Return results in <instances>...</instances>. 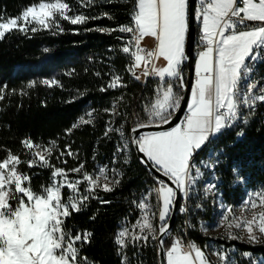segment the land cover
I'll use <instances>...</instances> for the list:
<instances>
[{"label":"snow or ice","instance_id":"6c2138e0","mask_svg":"<svg viewBox=\"0 0 264 264\" xmlns=\"http://www.w3.org/2000/svg\"><path fill=\"white\" fill-rule=\"evenodd\" d=\"M93 2L80 0V5L86 7ZM72 11L66 0H38L25 7L16 17L7 20L0 17V39L13 30L23 34L54 28L63 31L61 20L77 25L90 19L83 13L69 15ZM190 17L199 27L198 42L202 49L195 63L196 80L191 89L185 119L169 131L151 134H139L140 129L149 126V123H135L131 129V139L126 136L123 124L117 128L111 126L113 121H109L110 126L105 131L106 137L110 132L119 133L120 143L117 144L114 156L127 152L134 145L146 158L141 162H151L175 186L160 181V187L151 190L156 193L158 201V219L161 222L159 237L151 222V216L155 215L152 212L153 206L148 203L149 196L145 195L137 204L141 216L132 225L133 229L138 228L139 231L130 233L125 227L116 235L115 243L120 246L118 255L121 249L127 247L125 238L129 235L134 244L143 241L147 245L149 237L152 240L159 239L163 244L162 237L168 231L166 221L175 202L180 194L187 196L204 175L193 162L196 156L214 138L233 128L238 121L248 124L256 115L258 102L264 104V87H258L259 82L250 79L257 65L264 62V0H195L194 11H190L189 0H136L132 24L122 25L118 30L132 34L131 39L121 48L131 58V64L126 65L127 71L136 80L141 75H155L161 82L157 86L155 99L150 102V106L145 107L149 122L167 124L181 106L183 97L179 89L185 87L181 64L186 59L184 48L190 30ZM250 23L253 26H249ZM148 36L157 41L154 50L140 46L141 41ZM161 57L166 65L157 68L154 60ZM141 67L142 73L137 74L135 70ZM42 83L52 87L59 82L53 78ZM27 87H35V81H30ZM118 87L126 85L120 75L112 74L107 88ZM107 88L102 87L100 90L106 91ZM21 94H25L23 90ZM3 98V89H0V99ZM104 111L114 116L121 115L116 111L115 103L111 109ZM87 115L89 119L80 117L66 133L70 134L81 124L92 123V112ZM236 135L239 137L243 133L237 132ZM21 143L33 159L22 161L10 150L5 158L0 159V264H96L95 261H88L87 257H79L80 248L77 247L78 243L82 247L84 243L90 242L89 238L93 234L86 230L73 235L71 229L65 228V222L73 212H80L90 198L99 199L92 195L97 188L102 187L106 192L113 190L108 183L101 185L98 182L101 175L106 181L109 180L107 167H101L96 173L87 172L83 163L70 170L55 167L50 163L53 149L56 148L54 141L50 142V147L35 144L30 138ZM65 154L73 155L70 146L66 145L65 151L60 152L61 156ZM218 157L219 154H215V159L200 163L205 168H214ZM22 163H27L29 168L37 165L51 168V183L41 185L39 192L34 191L31 175L19 170L18 166ZM112 171L115 172V169ZM233 171L236 172L235 169ZM237 179L240 177L237 176ZM85 183L86 194L81 195L80 185ZM215 187L214 184L206 185L205 190ZM65 188L71 193L67 202L62 196V189ZM255 195L257 199L247 200L245 204H250L252 209L258 206L264 208V189ZM180 211L183 213L187 208L182 205ZM95 218L96 214L90 217L93 220ZM232 226L230 223L229 227ZM242 226L249 242L260 243L264 237V211L254 213L251 220L234 225L235 228ZM228 235L230 239L239 238L231 232ZM184 249L182 241L175 239L166 252L167 264H211L205 252L194 242L189 243L188 250ZM213 254L218 256L220 264H235L224 251H214ZM242 255L250 260V264H264V259L257 260L249 252ZM127 261L125 254L121 264H127Z\"/></svg>","mask_w":264,"mask_h":264},{"label":"trees","instance_id":"16d2710c","mask_svg":"<svg viewBox=\"0 0 264 264\" xmlns=\"http://www.w3.org/2000/svg\"><path fill=\"white\" fill-rule=\"evenodd\" d=\"M35 2L38 0H0V17H16ZM66 2L73 9L69 15L83 13L90 19L77 25L61 20L63 31L54 28L23 34L13 30L0 39V89L4 96L0 99V159L10 150L22 161L31 160L32 154L21 143L26 138L45 147L54 141L56 148L50 157L53 166L70 170L83 163L85 170L91 172L95 163H108L115 158L119 133L110 132L105 136L109 121L117 128L123 124V130L129 136L135 123H159L149 122L145 107L155 99L161 82L158 77L140 82L126 69L131 58L121 48L132 35L118 29L132 24L136 0H94L86 7H81L80 0ZM249 26H253L252 23ZM196 57L194 55V59ZM186 73L185 64L182 76ZM112 74L120 75L126 87L107 88ZM253 75L264 78V62L257 65ZM53 78L59 82L57 85L48 87L42 83ZM30 81H35V87H27ZM102 87L107 90L101 91ZM114 103L116 111L121 113L119 116L104 111L111 109ZM88 109L92 110V123L81 124L70 134L66 133ZM237 132L243 135L237 137ZM66 145L70 146L73 155L59 156ZM209 150L214 155L219 154L213 171L222 201L234 206L240 202L245 188L264 183V104L258 103L256 115L248 124L238 121L204 147L195 160L204 158ZM18 167L21 172L31 175L34 191L39 192L41 185L51 183V168L39 165L29 168L27 163ZM118 181L112 185V191L97 189L92 195L99 199L90 198L80 212H73L65 222V228L71 229L73 235L86 230L93 234L90 242L82 247L78 243L77 247L80 248L79 257H87L96 264H121L122 256L117 254L119 246L115 243L118 230L122 223L131 224L138 219L139 199L154 188L156 180L137 160L131 148L127 162L120 167ZM200 188L198 185L194 196L186 197L188 217L177 215L170 233L163 240L165 251L172 244L174 235L182 242H194L205 249L209 239L201 233L199 222L208 220L213 209L209 201H202ZM65 194L66 190L62 189L64 201ZM150 200L157 208L155 192H150ZM101 201L110 203L102 204ZM94 214L96 218L90 219ZM154 242L149 238L147 245L143 241L127 243L124 249L127 264H158ZM234 244L240 252L264 259V243Z\"/></svg>","mask_w":264,"mask_h":264},{"label":"rangeland","instance_id":"374dc122","mask_svg":"<svg viewBox=\"0 0 264 264\" xmlns=\"http://www.w3.org/2000/svg\"><path fill=\"white\" fill-rule=\"evenodd\" d=\"M78 14H73L72 16H75ZM8 18L4 19L7 20ZM242 30V29H241ZM132 35V34H131ZM149 48H153L154 46L157 45V41L154 37L148 36L146 39ZM141 68L136 69V71H140ZM140 74V73H137ZM185 77H183L184 79ZM144 77L143 75H141V78L138 81H143ZM250 79L252 80H256L258 81V87H264V79L258 78L255 75H251ZM51 80V79H48ZM259 103V102H258ZM92 112L91 109H88L85 114L81 117H84L85 119H89L87 113ZM79 120V119H78ZM119 135V134H118ZM129 139L130 136L126 135ZM119 143H120V136H119ZM46 147H50V146H46ZM132 146L129 148L131 149ZM129 149L127 150V152L125 153H119L115 155V163H113V160L111 162L108 163H95L94 168L92 169L91 172L89 173H96L98 172V170L101 167H107L108 172H107V176L109 177V180H105L103 175L100 176L99 179V184L103 185L104 183H108L110 187H112V185L115 184V181H117L120 177V167L121 165H123V163H126L125 161H127L128 158V154H129ZM34 151H38V150H34ZM45 154L46 153H42ZM59 156L60 152H59ZM211 159H215V155L209 150L206 154V156L204 158H199L198 160H194L193 162L197 165V167L201 168V171L204 173V175L196 182V184L193 186V188L190 190L189 194L187 196H194V194L196 193V187L199 185L201 188L200 190V196L202 201H209L210 204L209 206L212 207V215L208 220H201L199 222V228L200 231L203 235L208 237V241L206 243L205 249L203 250L206 254L207 260L211 262V264H220V261L218 259V256L214 255L213 252L214 251H224L231 260L235 261V264H250V260L245 258L242 253L244 252H240L236 245L234 244V242H242V243H247V244H259V243H251L249 242L248 238H247V232L244 229V227H240V228H235L234 225L237 222H242V221H247V220H251L253 217V214L256 213L258 214L261 211H264V208L262 207H257L255 209L251 208V205L245 204V201L250 200V199H257L256 197V193L260 192L262 189H264V183L261 185H258L255 188H245L244 192H243V196L240 200V202L234 206H229L227 204H225L222 201V198L220 196V192L217 189V178L214 174L213 168H205L200 162L201 161H205L208 162ZM33 159V156L32 158ZM38 159V158H37ZM115 169V172H113L112 170ZM193 170V174H194ZM76 174H73V176H75ZM216 185L215 188H212L209 191L205 190V186L206 185ZM86 183L80 185V193L81 195L86 194L84 192V189L86 187ZM97 189H102V187L97 188ZM96 189V190H97ZM66 200L65 202H67V198L69 195H71V193L68 191V189H66ZM150 192L151 189L148 190L146 193L142 194L139 201L141 200V198L145 195L149 196L148 199V203L150 205L153 206L151 200H150ZM187 196H184L183 194H181V199L185 200V198ZM181 199H180V204H181ZM158 202V201H157ZM258 202V200H257ZM139 203V202H138ZM187 208V211L185 212H181L180 211V207H179V212L178 214H182L185 215V217H188V207L187 204L185 202V205H183ZM139 209V208H138ZM229 209L231 211H229ZM140 212V210H139ZM152 212L155 213V215L151 216V222L154 225V227L157 229L156 235H158L159 231V225H160V221L158 219V212H159V207L157 206V208H154V206L152 207ZM141 216V212L139 217ZM138 217V218H139ZM224 217H227V219L225 220ZM257 219H258V215H257ZM137 221V220H136ZM136 221L134 223H122L120 226V229L118 230V232H120L123 228L127 227L129 229V232H133L136 231L138 232L139 229H133L132 225H134L136 223ZM223 221V223H221ZM231 223V225H233L232 227H229V224ZM229 232H231L233 235L238 236V239H230L229 238ZM257 235H259L258 231L256 232ZM150 240L151 237H149ZM155 242V247H157L156 244V240H154ZM125 242L127 243H133L131 240V236L129 235L128 237L125 238ZM185 249L184 250H188V245L190 243L189 242H183ZM260 243H264V237L261 238V242ZM119 246V245H118ZM171 246V245H170ZM120 248V246H119ZM124 249L120 250L121 256H124ZM167 252V251H166ZM166 255V253H165ZM253 258H256L254 256H252ZM242 258L245 260L243 261ZM257 260H260V258H256ZM166 264H167V256H166Z\"/></svg>","mask_w":264,"mask_h":264},{"label":"water","instance_id":"95a60500","mask_svg":"<svg viewBox=\"0 0 264 264\" xmlns=\"http://www.w3.org/2000/svg\"><path fill=\"white\" fill-rule=\"evenodd\" d=\"M194 7H195V0H189L190 11H194ZM195 36H196V23L190 17V30H189V33L186 37L185 48H184V53H185L186 59L181 64V72H182V66L186 64L187 65V73H186L185 78L183 79L185 82V87L183 89H180V96L183 97V99L181 100L180 108L175 111V113L171 117L169 123H167V124H164L161 122L150 123L149 126L140 129L139 134H148V133H155V132H162V131L169 130L179 123L181 116L186 112V108H187V104H188V100H189V95H190V90H191L192 82H193V78H194V61H195V59H194L193 50H194ZM131 138H133V134L130 131V139ZM132 149L134 151V154H135L137 160L148 170V173L151 176H153L156 179L164 181L166 184H168L171 187H175L174 185L171 184V181L168 180V178L162 174V172H158L156 170L155 166H153L151 164V162H148L147 164L141 162L142 159H146V158H143V154L139 153L136 150V147L134 145L132 146ZM180 199H181V194H180L178 200L175 202L174 207L172 208V211L167 218L166 222L168 224V231L163 235V237H162L163 240L170 233L173 225L175 224V221L177 219V215L179 212ZM157 236L159 237V233ZM156 244H157L156 252H157V258H158V264H166L164 246H163V244L160 243L159 239L156 240Z\"/></svg>","mask_w":264,"mask_h":264},{"label":"crops","instance_id":"0c3cea01","mask_svg":"<svg viewBox=\"0 0 264 264\" xmlns=\"http://www.w3.org/2000/svg\"><path fill=\"white\" fill-rule=\"evenodd\" d=\"M198 27V26H197ZM198 34L200 35V32H199V27H198ZM146 39H147V37H145L142 41H141V47H143L144 49H148V50H154L155 48H156V46H154L153 48H149V46H148V43H147V41H146ZM133 46H134V44H133ZM196 59H197V57H196ZM196 59H195V61H194V78H193V82H192V86H193V83L195 82V80H196V72H195V63H196ZM154 64H155V66L157 67V68H159V67H164L165 65H166V61L161 57V58H159V59H155L154 60ZM136 71V70H135ZM142 71H143V68L142 69H140V71L138 70V71H136V73H142ZM144 77V76H143ZM149 77H156L155 75H150V76H148V77H144V79H143V81H140V82H144L147 78H149ZM191 89H192V87H191ZM190 97H191V90H190V95H189V99H190ZM188 105V104H187ZM186 112H187V108H186ZM175 127V126H174ZM170 130V129H169ZM169 130H166V131H169ZM155 133H157V132H155ZM148 134H151V133H148ZM175 239H180V238H178L176 235H174L173 236V239H172V243H173V241L175 240ZM181 240V239H180ZM182 241V240H181ZM183 243V242H182ZM186 243V242H185ZM183 245H184V243H183ZM165 253H166V251H165ZM165 259H166V255H165Z\"/></svg>","mask_w":264,"mask_h":264},{"label":"built area","instance_id":"2783aa9c","mask_svg":"<svg viewBox=\"0 0 264 264\" xmlns=\"http://www.w3.org/2000/svg\"><path fill=\"white\" fill-rule=\"evenodd\" d=\"M198 38H199V34H197L196 36H195V41H194V50H193V53H194V55H196V56H198V52L202 49V46L199 44V42H198ZM143 48V47H142ZM133 50H135V48H134V46H133ZM146 50H148V49H146ZM149 68H151V65H149ZM187 116V112H185L182 116H181V118H180V120H179V123L178 124H180L184 119H185V117ZM155 186H154V188H159L160 187V181H162V180H159V179H156L155 178ZM164 182V181H163ZM165 183V182H164ZM166 184V183H165ZM181 204H180V207L182 206V205H185V202H186V198H185V200H182L181 199ZM189 242V241H188ZM197 246V245H196ZM198 247V246H197Z\"/></svg>","mask_w":264,"mask_h":264}]
</instances>
